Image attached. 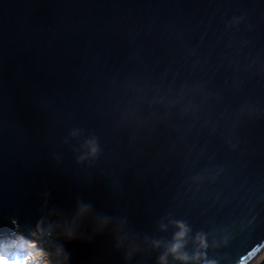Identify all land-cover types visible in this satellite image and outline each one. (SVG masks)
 <instances>
[{
	"label": "water",
	"instance_id": "95a60500",
	"mask_svg": "<svg viewBox=\"0 0 264 264\" xmlns=\"http://www.w3.org/2000/svg\"><path fill=\"white\" fill-rule=\"evenodd\" d=\"M8 230L50 264H249L264 0H0Z\"/></svg>",
	"mask_w": 264,
	"mask_h": 264
},
{
	"label": "rangeland",
	"instance_id": "374dc122",
	"mask_svg": "<svg viewBox=\"0 0 264 264\" xmlns=\"http://www.w3.org/2000/svg\"><path fill=\"white\" fill-rule=\"evenodd\" d=\"M6 232H9L6 231ZM1 239V238H0ZM4 240V239H3ZM0 243V257H7L9 260L12 259H23L28 256L30 253H34L37 250L41 252V256L38 258L41 261V264H50L42 247L39 243L33 238L30 234H21L19 230H16L14 235L9 237V240H4ZM8 246H4V245ZM264 257V249L256 254L249 264H256ZM0 264H3V261H0Z\"/></svg>",
	"mask_w": 264,
	"mask_h": 264
},
{
	"label": "clouds",
	"instance_id": "9594fccd",
	"mask_svg": "<svg viewBox=\"0 0 264 264\" xmlns=\"http://www.w3.org/2000/svg\"><path fill=\"white\" fill-rule=\"evenodd\" d=\"M94 151V149H93ZM180 233L179 235H182ZM179 247V244L173 245L172 251H175ZM41 256V252L37 250L34 253H30L28 256L23 259H12L9 260L7 257H0V261H3V264H41V261L38 259Z\"/></svg>",
	"mask_w": 264,
	"mask_h": 264
},
{
	"label": "bare ground",
	"instance_id": "6f19581e",
	"mask_svg": "<svg viewBox=\"0 0 264 264\" xmlns=\"http://www.w3.org/2000/svg\"><path fill=\"white\" fill-rule=\"evenodd\" d=\"M4 234H6V231H3ZM0 237H1V234H0ZM1 239H4V240H9V237H1ZM2 252V250H0V253Z\"/></svg>",
	"mask_w": 264,
	"mask_h": 264
}]
</instances>
